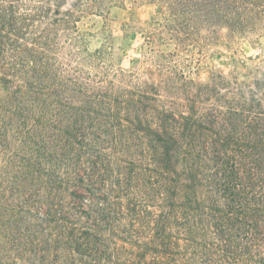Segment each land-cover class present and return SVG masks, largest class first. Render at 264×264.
<instances>
[{
  "label": "trees",
  "instance_id": "16d2710c",
  "mask_svg": "<svg viewBox=\"0 0 264 264\" xmlns=\"http://www.w3.org/2000/svg\"><path fill=\"white\" fill-rule=\"evenodd\" d=\"M156 1L180 47L264 29V0ZM117 2L0 0V257L28 208L52 215V264H264V70L201 81L150 48L133 86L78 26Z\"/></svg>",
  "mask_w": 264,
  "mask_h": 264
},
{
  "label": "rangeland",
  "instance_id": "374dc122",
  "mask_svg": "<svg viewBox=\"0 0 264 264\" xmlns=\"http://www.w3.org/2000/svg\"><path fill=\"white\" fill-rule=\"evenodd\" d=\"M164 8L165 4L156 0H118L104 14H85L78 22L82 45L90 52L109 50L115 66L137 71L133 86L145 80L144 67L155 66L150 48L163 53L176 51L175 63L187 78L207 81L211 73L222 72L249 83L261 75L264 29L256 36L234 33L226 25L214 30L207 26L199 29L195 41L180 47L168 38ZM25 209L20 216V259L1 256L0 264H52V232L48 229L52 215Z\"/></svg>",
  "mask_w": 264,
  "mask_h": 264
}]
</instances>
